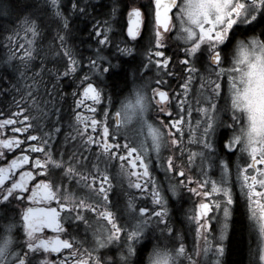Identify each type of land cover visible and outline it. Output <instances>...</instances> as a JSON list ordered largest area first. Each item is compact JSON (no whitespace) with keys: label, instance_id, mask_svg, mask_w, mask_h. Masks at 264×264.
<instances>
[{"label":"snow or ice","instance_id":"6c2138e0","mask_svg":"<svg viewBox=\"0 0 264 264\" xmlns=\"http://www.w3.org/2000/svg\"><path fill=\"white\" fill-rule=\"evenodd\" d=\"M88 6L87 0H72L71 11L87 16ZM44 9L61 22L49 48L63 62V71L46 70L44 56L39 70H33L44 36ZM118 11L119 0H113V18ZM0 17L14 22L0 31L8 49L2 63L25 81L20 100H13L16 111L9 108L5 115L0 110V220H7L0 223V264H181V258L187 264H222L234 184L245 199L252 227H258V264H264V0H149L144 10L132 7L127 12V38L109 21L92 23L89 35L95 36L96 49L86 58L68 43L69 19L61 0H0ZM145 24L150 25L143 53L147 63L132 72V86L117 107L106 86L120 65L112 63L115 56L104 53L114 48L121 59H135L134 44ZM174 29L184 54L179 61L184 75L177 88L163 78L179 75L168 71L171 57L163 50ZM238 33L245 38L236 40ZM234 40L235 54L229 58ZM205 61L206 75L196 67L199 63L204 68ZM152 67L160 76L155 81L141 75ZM45 71L51 77L47 82ZM69 77L75 86L59 95L61 101L71 97L70 131L56 147L54 141L65 126L61 108L55 101L40 106L33 94ZM224 77L228 96L221 108ZM26 100L38 115L27 114ZM153 108L155 122L149 119ZM193 112L200 117L194 123ZM221 112L230 123L221 119ZM165 114L167 123L158 118ZM221 127L226 134L217 139ZM192 144L195 148L188 146ZM222 150L229 155L235 150L237 159H243L235 164L234 180ZM150 153L166 174L177 178L168 185L171 196L179 198L186 190L199 200L189 217L195 222L191 253L171 226L168 198L150 171ZM214 169L219 170L217 178L210 175ZM66 179L75 180L76 190L69 189ZM113 179L126 183L129 191L150 195L153 207L138 206V197L127 193L123 205L110 199ZM212 221L219 232L215 243L209 240ZM81 224L83 238L74 234ZM164 237L168 240L161 244ZM147 242L153 246L145 262ZM113 250L115 256L105 254Z\"/></svg>","mask_w":264,"mask_h":264},{"label":"flooded vegetation","instance_id":"af4514ba","mask_svg":"<svg viewBox=\"0 0 264 264\" xmlns=\"http://www.w3.org/2000/svg\"><path fill=\"white\" fill-rule=\"evenodd\" d=\"M71 2L72 0H61V8L65 12V15L69 19V23L71 20L72 16H76L75 18L77 19L76 24L81 25V30L80 33H85V39L86 41L80 44V48L78 49L77 46L74 47L69 40L68 43L69 45L74 49V51L79 55L83 57H90L93 55L96 45L94 43L95 41V36H90L89 34L92 32V23L95 21H109L115 32L122 34L124 38L126 37V28H127V23H128V17H127V12L132 8V7H140L142 10L148 7L149 5V0H119V11L117 12L115 18L112 17L111 15V9L113 7V0H87L88 2V15L87 16H79L76 13L71 11ZM83 6V5H81ZM70 15V16H69ZM70 32H73V27L71 26V23L69 24ZM149 29L150 25L145 24V26L142 28L141 32V37L138 38V43H135L134 46L138 50V54H134L135 59H131L129 57H123L122 59L120 58L119 54L115 53V49H111V52L105 51V55H109L110 58L112 56H115V59H112V63L114 65L118 64L120 67L114 69L113 73L116 71H119L121 69H124L127 67V75H128V80H127V86L120 90L119 92L115 91L111 85L108 83L109 77H107V86H106V91L110 94L113 95L114 99L116 100L117 107L119 106V102L121 99H123L124 96L128 94L129 89L131 88V74L132 72L141 64L147 63V58L144 56V51H145V46L147 42V36L149 34ZM75 33V32H73ZM172 39H169L166 48L163 49L165 51L166 56L171 57L170 60V65L168 68V71L178 73L179 75H173L171 78L168 76H164L163 78L168 81L169 85H171L172 88H177V86L182 83L181 77H183V68L180 65L179 61L180 59H183V42L182 41H177L174 39L176 35V30L174 29L172 33L169 34ZM248 35H251V33H248ZM244 35L242 34H237L236 40H242L244 39ZM235 43L236 41H233V44L230 45L229 47V58L235 54ZM83 64H87V60L85 59L83 61ZM230 66V65H226ZM197 68H200L201 74L206 75L205 73V68H207V63L205 61V66L204 68L201 67V65L198 63L196 65ZM64 70V69H63ZM62 70V71H63ZM82 74V73H81ZM141 75L144 76V78H151V81H155L156 79H159L160 76L156 74V68L152 67L151 71L148 70H143L141 72ZM66 80V88L63 91V93L67 94L69 93L72 88L75 86L73 83V78H64ZM199 81L197 80L196 85H194V88L198 86ZM227 85V80L226 77L222 78L221 80V98L218 101V106L223 108L225 106V98L228 96L227 91L225 90ZM152 87H156L155 83H152ZM18 90H10L7 94L6 98H3L0 100V110H2L5 115L8 114L9 108H11V111H16V108L13 106V100H20L21 97V92L19 91V95L17 94ZM54 93V92H53ZM51 94L50 97L59 95V94ZM48 95H46L47 97ZM39 101V105L41 106L42 103L40 102L42 100L41 95L40 96H35V102ZM48 101V100H47ZM56 103H59L60 105L57 107L61 108V114L63 116V121L65 122V126L62 127L61 133L59 136L56 138L54 141V144L56 147H60L63 144V137L64 133L70 131V129L67 127V123H71L69 120V106L71 105V97L67 96L65 100L61 101L60 95H59V101H55ZM23 106L27 109L26 105L23 104ZM195 107V105H194ZM30 116H36L38 115L35 106L29 110L27 109ZM156 109L153 108L151 110V117L152 120L155 122L157 119L156 116ZM173 113H175V108L173 107ZM221 119L227 120L229 123L231 122L228 120L227 115H225L223 112L220 114ZM200 117L197 115V113L193 112V123L195 122L196 119H199ZM162 120L167 123V118L166 114L162 116ZM45 131H48L49 128L45 127ZM225 131L223 127L217 129V139L221 137V132ZM230 134V133H229ZM131 136V133H129ZM188 139V133L187 129L185 130V141ZM190 148H195V145H188ZM168 153H165L167 155ZM221 156H223L224 159L229 161L230 165V172L232 175V178L234 180L235 178V164L236 163H243V159H237L239 156V153H236L235 150H233V154L229 155L227 150H222L221 151ZM152 156V161H151V166H150V171L152 172L153 178L157 182V186L159 189L165 192L167 198H168V209H169V218H170V223L171 226L173 227L174 233H179L181 236H183V243L186 246V249L189 253L192 252L193 250V245L195 243V222L191 221L189 217L193 214V211L196 204L199 203V200L196 196L187 193L186 190H181V195L180 197H174L171 196L170 193L167 192V188L169 184H175L177 178L173 174H166L164 168L162 166H159L158 162L154 158V154H151ZM116 171L115 168L111 169V173L114 174ZM193 175H195V172H193ZM210 175L213 176V178H217L219 176V170L214 169ZM64 183L69 187L70 190H76L75 189V180H65ZM113 192L110 193V199L113 200H118L121 205H123L126 201V196L125 193L129 195H135L138 197L136 200V204L140 207H153L151 203V196L150 195H144L141 196L138 190H131L129 191L127 188L126 183H120L117 180L113 179ZM195 186V185H193ZM151 187V186H150ZM78 191V190H77ZM233 198L235 200V203L232 208V217L229 222V230L226 235V239L224 240V247H225V252L222 258V264H227L228 262V254H229V245H230V239H231V234L233 231V225H234V217H235V211L237 208V204H239L243 210L244 218H245V223H246V230H247V260L246 264H258V256L260 252V237H259V230L258 227L253 228L252 225L254 224V221H250L248 218V213H247V208L245 205V199L243 196L240 195L239 192V186L238 185H233ZM55 206V205H53ZM13 213L11 210L8 211L7 215L11 216ZM183 214L185 217H183ZM211 215V213L209 214ZM218 216H222V213H218ZM123 222V221H122ZM0 223H7V220H0ZM91 223V220H90ZM48 235L52 234V230L48 229L46 230ZM211 234L209 236V240L212 243H215L216 240L218 239L219 232H218V225L216 224L215 221L211 222ZM74 234L78 235L79 238H83L85 236L84 233V226L81 224L79 225L77 230H74ZM87 237L90 239L91 238V233L86 234ZM151 235V233H150ZM164 240H168V237H164L163 240L159 241L161 244H163ZM87 246V245H86ZM147 251L144 254V259L146 262L148 254L151 252L152 249V242H147ZM178 247V243L175 245ZM168 247H173V244L171 241L168 243ZM108 256H115L116 252L115 250L113 251H107L105 253ZM195 258V257H194ZM181 264H187V261L181 258Z\"/></svg>","mask_w":264,"mask_h":264},{"label":"trees","instance_id":"16d2710c","mask_svg":"<svg viewBox=\"0 0 264 264\" xmlns=\"http://www.w3.org/2000/svg\"><path fill=\"white\" fill-rule=\"evenodd\" d=\"M22 2V0H21ZM45 14V24L42 25L44 28V35H45V43L40 42L38 45V48L40 49L39 55L46 57L44 60L45 69H59L62 71L64 69L63 62L58 60L52 55V50L49 48V44L52 43V36L54 33L59 29L60 27V21L52 16L48 9H44ZM70 16V15H69ZM76 16H72L70 23L73 27V32L69 33V42L75 46L80 48V44L85 42V33H80V24L77 23ZM12 19L8 17H0V31H2L5 27H10L13 25ZM69 23V24H70ZM240 34V33H239ZM6 41H0V100L7 97V94L10 90H19L21 87V80L17 79V73L19 71L14 70L13 67H9L8 65L2 63V61L7 56V48L4 46ZM230 47V46H229ZM37 55V56H39ZM37 58V57H36ZM36 62V60H34ZM40 65V64H39ZM21 69V68H20ZM127 67L124 69H121L119 71L114 72L112 75H110L108 83L111 85V87L119 92L123 88L127 86L126 81L128 80L127 75ZM44 78L51 80V77L48 75L47 71L44 73ZM66 80L64 78H61L59 82L53 81L49 84H55L56 86L53 89V94H59L60 92H63L66 88ZM65 87V88H64ZM39 91L45 92L46 90L44 87H41ZM47 95V93H46ZM55 98L56 101H59V95L52 96V98ZM48 100V96L46 97ZM40 102H44V100H41ZM43 105V103H42ZM60 104L57 103V106ZM226 132H221V137L225 136ZM246 223L245 218L243 214V210L239 204H237V208L235 211V217H234V225H233V231L231 234L230 239V245H229V254H228V262L227 264H246L247 260V230H246ZM147 251V246L144 249L143 255Z\"/></svg>","mask_w":264,"mask_h":264},{"label":"rangeland","instance_id":"374dc122","mask_svg":"<svg viewBox=\"0 0 264 264\" xmlns=\"http://www.w3.org/2000/svg\"><path fill=\"white\" fill-rule=\"evenodd\" d=\"M45 40H46V38H45V35L43 36V38L41 39V41H39V43L40 42H43V43H45ZM39 43H38V45H39ZM6 44V43H5ZM8 50V49H7ZM37 58L35 59L36 60V62H34L33 61V64H32V66H33V70H39V67H40V55L39 56H36ZM19 68H21L20 70H24L23 69V66L22 65H20L19 66ZM18 75H17V79L19 78L20 79V76H19V72L17 73ZM43 79H44V81H49V79H46V78H44L43 77ZM146 80H151V78H145ZM21 80V87H20V89L18 90V91H20L21 92V96L23 95V90H22V85L25 83V81H23L22 79H20ZM27 83H31V81L29 80V81H27ZM53 89H54V87H53V84H47V91H46V93H47V95H48V101H56L55 100V98L56 97H54V98H52L51 99V94H52V92H53ZM225 90L227 91V85H226V88H225ZM46 93L45 92H42V91H39V93H34L33 95H34V97L36 96H40L41 95V97H42V100H44V102L45 101H47V99H46ZM37 101V104H39V101L38 100H36ZM24 104L26 105V107H27V109H31L32 107H33V103L31 102V101H29V100H26V102H24ZM44 105V104H43ZM43 105H41V106H43ZM56 105H57V103H56ZM156 114V116H157V113H155ZM34 116V115H33ZM162 116L163 115H159V120H162ZM149 119H151L152 120V117H151V113H150V115H149ZM135 126L133 125V128H134ZM129 133H131V135L133 134V132H132V130L130 129V131H129ZM192 216V215H191ZM183 217H185V215L183 214Z\"/></svg>","mask_w":264,"mask_h":264}]
</instances>
